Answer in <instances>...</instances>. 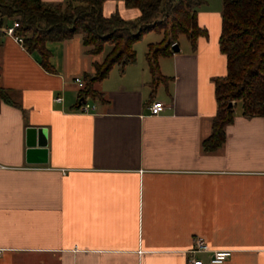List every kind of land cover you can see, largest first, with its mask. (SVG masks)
I'll return each instance as SVG.
<instances>
[{
	"label": "crops",
	"instance_id": "0c3cea01",
	"mask_svg": "<svg viewBox=\"0 0 264 264\" xmlns=\"http://www.w3.org/2000/svg\"><path fill=\"white\" fill-rule=\"evenodd\" d=\"M221 12L222 0L220 13L200 5L206 36L193 47L180 35L158 57L155 84L146 51L162 35L143 34L157 38L135 42V61L93 84L87 113L74 78L94 74L109 43L92 54L80 33L47 42L49 71L0 36V264H188L197 238L232 251L222 264H264V117L233 101L222 140H211L214 79L226 74ZM102 13L131 20L140 10L104 0ZM153 101L164 104L158 116ZM29 127L46 130L32 153ZM196 256L207 264L210 253Z\"/></svg>",
	"mask_w": 264,
	"mask_h": 264
},
{
	"label": "trees",
	"instance_id": "16d2710c",
	"mask_svg": "<svg viewBox=\"0 0 264 264\" xmlns=\"http://www.w3.org/2000/svg\"><path fill=\"white\" fill-rule=\"evenodd\" d=\"M103 1L64 0L53 4L41 0H0V24L16 17L23 45L40 55L46 70H51L47 42L63 41L80 33L83 45L92 54L100 53L105 43L111 45L104 60L94 65V74L84 75L77 107L83 99L98 95L93 84L106 78L115 64L123 67L135 61L133 44L143 34L155 31L162 35L146 51L153 84L161 79L158 57L169 54L171 44L180 35H185L194 47L197 38L207 34L196 20L202 0H124L126 6L140 10V15L131 20L117 13L104 16ZM218 47L225 56L226 74L214 79L218 109L213 143L222 140L237 102L244 115L264 117V0H222ZM0 98H6L1 88ZM233 101L235 104L229 105Z\"/></svg>",
	"mask_w": 264,
	"mask_h": 264
},
{
	"label": "built area",
	"instance_id": "2783aa9c",
	"mask_svg": "<svg viewBox=\"0 0 264 264\" xmlns=\"http://www.w3.org/2000/svg\"><path fill=\"white\" fill-rule=\"evenodd\" d=\"M20 27V22L17 18H13L0 24V36H6L11 38L13 41L19 44H23V37L17 32ZM176 43L171 44V50ZM74 82L77 84L78 88L81 90L84 87V82L80 77H75ZM55 101L60 102L61 97H56ZM164 108V104L161 101H153L149 106V114L151 116H158L161 110ZM95 109V106L90 104L88 101L83 99L79 102L77 110L82 113L91 112ZM1 252V250H0ZM207 252L210 253L207 264H222L230 256L232 251L227 249L211 250L207 243L201 239L197 238L194 242V247L189 251L187 261L188 264H205V262L196 256L198 253Z\"/></svg>",
	"mask_w": 264,
	"mask_h": 264
},
{
	"label": "water",
	"instance_id": "95a60500",
	"mask_svg": "<svg viewBox=\"0 0 264 264\" xmlns=\"http://www.w3.org/2000/svg\"><path fill=\"white\" fill-rule=\"evenodd\" d=\"M174 51H177L179 48L175 44L172 48ZM233 102H230L229 105H232ZM26 143L29 147L28 153L34 152L35 147H43L46 144V130L45 128H36L29 127L26 130Z\"/></svg>",
	"mask_w": 264,
	"mask_h": 264
},
{
	"label": "rangeland",
	"instance_id": "374dc122",
	"mask_svg": "<svg viewBox=\"0 0 264 264\" xmlns=\"http://www.w3.org/2000/svg\"><path fill=\"white\" fill-rule=\"evenodd\" d=\"M206 4H201V6L203 7V9H207L208 11H212V12H219L221 11V0H205ZM200 7V6H199ZM201 9V8H200ZM16 18V17H13ZM157 38V34L155 32L153 33H149V35L145 36L144 38L140 39L138 42L139 44H144L145 42L155 39ZM184 37H180V39H182Z\"/></svg>",
	"mask_w": 264,
	"mask_h": 264
}]
</instances>
